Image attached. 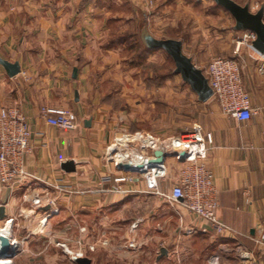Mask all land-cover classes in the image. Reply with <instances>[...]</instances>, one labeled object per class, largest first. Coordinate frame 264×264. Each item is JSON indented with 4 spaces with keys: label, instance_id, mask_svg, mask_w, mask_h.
Wrapping results in <instances>:
<instances>
[{
    "label": "crops",
    "instance_id": "crops-1",
    "mask_svg": "<svg viewBox=\"0 0 264 264\" xmlns=\"http://www.w3.org/2000/svg\"><path fill=\"white\" fill-rule=\"evenodd\" d=\"M162 1L170 4L162 7L158 0L149 12L147 0H0V58L20 67V73L10 77L0 65V110L19 111L32 133V151L24 159L27 178L12 188L0 185V206L7 214L0 228L10 227V239L22 251L11 264H58L34 258L53 244L42 241L45 234L57 232L72 233L76 252L85 251L87 244L97 249L101 236L107 254L102 264H214L215 256L218 264H264V243L257 242L264 233V113L238 121L225 116L216 103L215 112L205 116L207 124L188 132L196 134L206 150L203 162L217 189V217L234 237L218 235L180 201L169 198L183 166L173 156L161 166L145 164L140 172L124 171L114 163L124 155L145 163L153 158L155 150L135 141L137 137L159 143L184 134L134 130L131 122H140L139 115L137 119L129 111L134 97L123 94L126 105L118 112L98 83L112 73L108 65L119 57L113 28L123 40L134 25L131 13L148 11L161 23L169 5L183 0ZM234 1L253 13L264 11V0ZM246 57L239 60L243 87L251 105L263 107L260 61L251 51ZM137 86L140 89V83ZM198 102L207 108L212 99ZM45 107L71 111L77 130L47 124L41 115ZM66 162L74 163L73 172L63 169ZM158 169L164 171L160 178ZM153 175L157 189L149 187L147 179ZM124 176L134 181H119ZM10 219L12 225H4ZM117 231L124 236L113 244ZM245 251L252 259L242 258ZM2 262L10 264L6 258H0Z\"/></svg>",
    "mask_w": 264,
    "mask_h": 264
},
{
    "label": "rangeland",
    "instance_id": "rangeland-1",
    "mask_svg": "<svg viewBox=\"0 0 264 264\" xmlns=\"http://www.w3.org/2000/svg\"><path fill=\"white\" fill-rule=\"evenodd\" d=\"M157 2L158 0H154L153 6L148 8L149 12L153 11ZM163 2L161 0L159 3L162 7L170 4V1L164 4ZM169 6H171L169 15L161 23H156L148 11L145 14L139 10L131 13L129 17L135 20L134 25L130 26L123 40H120L118 28H113L115 41L113 48L119 57L114 61L112 59L108 65L112 66V73L107 74L104 80L101 78L98 80V83L103 84V93L110 99L111 106L118 112L124 110L126 105L122 98L123 94L134 97L135 105L130 106L129 111L132 117L139 115L140 122L131 124L134 130L139 127L146 133H188L205 126L207 124L205 116L215 112L217 102L212 99L207 108L199 104L196 94L190 87L179 75H174L175 65L171 57L164 51L147 50L143 41L145 35L157 39H181L184 54L201 65L203 73L215 57L236 58L242 61L249 53V50L242 46L239 51L242 58L234 54L242 34L234 31L233 17L214 1L183 0L180 4L171 3ZM159 7L156 12L159 11ZM157 35L159 37H156ZM137 83H140V89ZM36 202L37 199L35 204ZM69 234L58 232L45 234L42 241L50 240L53 244H50L48 249L45 246L44 251L41 249L37 251L34 258L44 263L51 259L58 264L70 262L77 264L75 260L85 258V255L91 259H98L99 264H102V261L104 263L107 254L101 236L97 249L87 244L85 251L76 252L72 247L74 244L72 233ZM122 236L124 234L117 231L112 236L114 241L111 243L121 242ZM65 242L69 243V248L65 246ZM20 253L22 251H17L15 258L20 256ZM79 253L83 256L77 257Z\"/></svg>",
    "mask_w": 264,
    "mask_h": 264
},
{
    "label": "built area",
    "instance_id": "built-area-1",
    "mask_svg": "<svg viewBox=\"0 0 264 264\" xmlns=\"http://www.w3.org/2000/svg\"><path fill=\"white\" fill-rule=\"evenodd\" d=\"M149 8L154 0H147ZM256 35L252 32H242L239 38L235 55H238L240 48L245 46L260 61L259 72L264 73V55L253 47ZM212 89V98L215 100L221 112L228 117L238 121H249L255 115L264 113L263 107H253L249 93L244 89L240 62L236 58L215 57L211 60L204 73ZM41 115L46 123L65 131L77 130L74 114L64 108L45 107ZM32 133L29 123L19 111L8 109L0 110V185L2 187H14L27 178L24 170V159L32 151ZM135 141H142L147 147L154 150H162L165 154L173 156L182 163L179 183L173 185L169 198L180 201L189 213L207 222L214 231L225 237H234V231L217 217V189L213 183V174L203 162L206 158V150L201 139L194 133H184L179 137L169 138L156 143L153 140L137 137ZM207 141H211V135H207ZM117 147L114 146V151ZM116 158V155H115ZM115 165H129L135 167L145 162L135 161L131 156L124 155L115 160ZM153 172V171H152ZM157 178L163 176L164 171L158 169L155 173ZM147 179L149 187L158 188L156 177ZM110 180L109 177L105 179ZM124 183H132V176H124L119 179ZM36 204L39 206V199ZM6 220V219H5ZM13 223V220H7ZM10 239V235L8 236ZM11 245L17 244L10 239ZM264 243V233L257 240ZM83 254H77L82 257ZM242 258L249 260L252 256L249 252H243ZM213 263L218 264V257H213ZM11 264V259H9Z\"/></svg>",
    "mask_w": 264,
    "mask_h": 264
},
{
    "label": "water",
    "instance_id": "water-1",
    "mask_svg": "<svg viewBox=\"0 0 264 264\" xmlns=\"http://www.w3.org/2000/svg\"><path fill=\"white\" fill-rule=\"evenodd\" d=\"M219 7L227 11L235 20V29L237 31H249L256 35V40L253 42V47L264 55V11L253 13L248 6H241L234 0H212ZM143 41L146 47L153 51H164L174 62V74L179 75L184 83L197 95L200 102H207L212 98V89L209 86L208 79L201 69H199L193 60L186 56L183 52V42L176 39H157L151 35H145ZM2 65L10 77H14L20 73V67L17 63H9L0 58ZM76 76V71H74ZM162 150H155L153 158L146 161L148 167L161 166L168 157ZM145 164H139L135 167L129 165L119 166L124 171H143ZM66 172L75 170L73 162H66L62 165ZM7 217L6 207L0 206V220L4 221ZM17 246V245H15ZM14 245H11L8 236L0 234V258L13 259L17 254ZM165 254V251H162ZM77 264H91L88 258H78L75 260Z\"/></svg>",
    "mask_w": 264,
    "mask_h": 264
},
{
    "label": "bare ground",
    "instance_id": "bare-ground-1",
    "mask_svg": "<svg viewBox=\"0 0 264 264\" xmlns=\"http://www.w3.org/2000/svg\"><path fill=\"white\" fill-rule=\"evenodd\" d=\"M10 231L11 230H10V227L9 226L0 228V234L6 235V236H9L10 235ZM15 245H17V244H14V246ZM15 247H16L15 249L19 248L18 245L15 246ZM1 264H5V262H2Z\"/></svg>",
    "mask_w": 264,
    "mask_h": 264
},
{
    "label": "trees",
    "instance_id": "trees-1",
    "mask_svg": "<svg viewBox=\"0 0 264 264\" xmlns=\"http://www.w3.org/2000/svg\"><path fill=\"white\" fill-rule=\"evenodd\" d=\"M147 50L153 52V50H150V49H147ZM145 52H146V51H145Z\"/></svg>",
    "mask_w": 264,
    "mask_h": 264
}]
</instances>
